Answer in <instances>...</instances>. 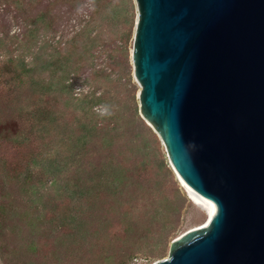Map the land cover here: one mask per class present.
<instances>
[{
	"label": "rangeland",
	"instance_id": "rangeland-1",
	"mask_svg": "<svg viewBox=\"0 0 264 264\" xmlns=\"http://www.w3.org/2000/svg\"><path fill=\"white\" fill-rule=\"evenodd\" d=\"M136 20L134 0H0V264H154L208 220L140 117L131 60ZM67 53L78 68L71 90L49 91L50 63H64ZM91 92H104L111 115L122 117L116 163L131 169L132 189L144 200L108 211L105 226L65 251L73 236L49 219L77 208L72 191H83L85 174L98 166L93 152L70 158L66 148L67 137L96 118L88 106L81 110Z\"/></svg>",
	"mask_w": 264,
	"mask_h": 264
},
{
	"label": "water",
	"instance_id": "water-1",
	"mask_svg": "<svg viewBox=\"0 0 264 264\" xmlns=\"http://www.w3.org/2000/svg\"><path fill=\"white\" fill-rule=\"evenodd\" d=\"M140 117L214 208L154 264H264V0H134Z\"/></svg>",
	"mask_w": 264,
	"mask_h": 264
},
{
	"label": "trees",
	"instance_id": "trees-1",
	"mask_svg": "<svg viewBox=\"0 0 264 264\" xmlns=\"http://www.w3.org/2000/svg\"><path fill=\"white\" fill-rule=\"evenodd\" d=\"M90 49V46L88 47ZM58 62V61H57ZM50 63L49 67H53V78L48 85V90H60L64 93H69L71 90L70 74H76L78 68H74L70 63V55L67 53L64 57V63L56 65ZM70 63V64H69ZM56 71L66 72L60 77H56ZM108 103L105 93L100 92L98 95L95 92H91L84 96L80 101L83 111L88 106V111L92 112L96 118H90L88 121H84L81 124V133L76 138L71 140V137H67L66 148L71 152L70 158L75 156L90 157L92 152L94 157L98 161V166L91 169L92 174H85V182L83 185V191L77 188L72 191L70 200H73L75 194L78 195L79 204L73 211L62 210L57 211V222L53 216L49 219L52 223H56L59 227L67 228L73 236L72 240L67 237V246L65 240L59 239L60 246H66L65 251L69 250L68 245L74 247L79 242H85L88 237H92L101 226H105L107 223L106 213L112 211L115 208L120 207L121 204L127 203L131 209L134 208V204L140 200H144V196L137 194L134 187V183L130 180L131 169L116 163L117 158L122 154V139L121 124L122 117H118L117 113L112 116L109 108L106 106ZM98 107L107 108L108 114L101 115L96 113ZM117 116V117H116ZM55 118V117H54ZM113 118L115 121L112 125L109 122H104L105 119ZM130 119H125L124 126L128 129ZM76 150V152H75ZM51 184H56L53 180ZM106 206V207H105ZM72 213V214H71ZM125 215V214H122ZM93 224L96 225L95 230H91ZM134 227L133 224H128ZM58 244L55 243L56 247ZM31 250H35L32 248ZM71 252V251H70Z\"/></svg>",
	"mask_w": 264,
	"mask_h": 264
},
{
	"label": "bare ground",
	"instance_id": "bare-ground-1",
	"mask_svg": "<svg viewBox=\"0 0 264 264\" xmlns=\"http://www.w3.org/2000/svg\"><path fill=\"white\" fill-rule=\"evenodd\" d=\"M178 176V175H177ZM179 177V176H178ZM179 180L182 182L184 188L187 190V193L190 197V199L197 204L200 208L205 210V214H207L208 220L206 219L203 223V226H206L209 223V220L211 219L212 215L214 214V208L213 206L207 202L206 200L202 199L200 196H198L193 190H191L179 177ZM202 225V224H201ZM201 227V226H197Z\"/></svg>",
	"mask_w": 264,
	"mask_h": 264
},
{
	"label": "clouds",
	"instance_id": "clouds-1",
	"mask_svg": "<svg viewBox=\"0 0 264 264\" xmlns=\"http://www.w3.org/2000/svg\"><path fill=\"white\" fill-rule=\"evenodd\" d=\"M100 114L103 115H107L108 114V110L107 108H104L103 111L100 112Z\"/></svg>",
	"mask_w": 264,
	"mask_h": 264
}]
</instances>
